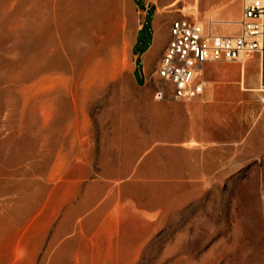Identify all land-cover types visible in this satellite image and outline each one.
I'll list each match as a JSON object with an SVG mask.
<instances>
[{
	"label": "rangeland",
	"instance_id": "374dc122",
	"mask_svg": "<svg viewBox=\"0 0 264 264\" xmlns=\"http://www.w3.org/2000/svg\"><path fill=\"white\" fill-rule=\"evenodd\" d=\"M219 2L173 12L236 34ZM140 16L134 0H0V264H264L258 58L158 100L132 73Z\"/></svg>",
	"mask_w": 264,
	"mask_h": 264
},
{
	"label": "built area",
	"instance_id": "2783aa9c",
	"mask_svg": "<svg viewBox=\"0 0 264 264\" xmlns=\"http://www.w3.org/2000/svg\"><path fill=\"white\" fill-rule=\"evenodd\" d=\"M196 20L174 19L168 45L157 71L160 85L155 98L183 101L202 95L207 88L205 64L241 61L255 54L259 62L260 101L264 104V0H243L240 32L235 36L213 34ZM167 88L170 92H167Z\"/></svg>",
	"mask_w": 264,
	"mask_h": 264
},
{
	"label": "crops",
	"instance_id": "0c3cea01",
	"mask_svg": "<svg viewBox=\"0 0 264 264\" xmlns=\"http://www.w3.org/2000/svg\"><path fill=\"white\" fill-rule=\"evenodd\" d=\"M134 1L137 4V7L140 9L141 16L138 22L135 36L131 44L132 56L134 59V66H132L133 77L134 80L138 83L137 84L138 86L153 87L154 85H156V91H157L160 84H148V83L152 81L154 82L159 81V76L157 71L161 65L163 54L168 45V41L170 37V26L172 21L178 17H185V16L176 15L173 12V7L176 5V2L178 0H134ZM240 1H241V5H240L239 17H234L233 14L230 12V10H228V5L226 4L225 0H220L218 5L219 7H217L216 9H214V11H212V14L215 15L218 20H227V21L237 20L238 21L237 24H233V25L238 27V32L236 34H229V35L220 34L215 31V27L217 25H214L213 23V25L211 26V30L213 34L220 36H235L240 32L239 21L242 18L243 0ZM210 21L211 20H209L208 17L207 21H201V22H204L205 28L209 29ZM221 26H226V25H221ZM236 62L237 61L210 62L205 64L203 68V73L205 69H207V67L210 66V64L228 63V64L236 65L235 64ZM258 76H259V68H258ZM204 79L206 80L208 85L204 91L205 93L210 88V84L205 77ZM168 99H171L169 95H168ZM112 221L114 222V225L116 224L118 233H122L126 231V227H127L126 225L128 221H126V219L121 213L117 212L114 216H112Z\"/></svg>",
	"mask_w": 264,
	"mask_h": 264
},
{
	"label": "bare ground",
	"instance_id": "6f19581e",
	"mask_svg": "<svg viewBox=\"0 0 264 264\" xmlns=\"http://www.w3.org/2000/svg\"><path fill=\"white\" fill-rule=\"evenodd\" d=\"M201 24V23H200ZM235 24H237V22H235ZM202 25V24H201ZM203 26V25H202ZM205 27V26H204ZM243 75L245 74V66H243Z\"/></svg>",
	"mask_w": 264,
	"mask_h": 264
}]
</instances>
